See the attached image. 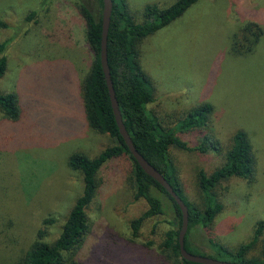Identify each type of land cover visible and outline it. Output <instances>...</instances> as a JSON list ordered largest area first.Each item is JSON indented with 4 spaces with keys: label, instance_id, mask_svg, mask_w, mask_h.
I'll use <instances>...</instances> for the list:
<instances>
[{
    "label": "rangeland",
    "instance_id": "rangeland-1",
    "mask_svg": "<svg viewBox=\"0 0 264 264\" xmlns=\"http://www.w3.org/2000/svg\"><path fill=\"white\" fill-rule=\"evenodd\" d=\"M136 21L148 4L166 7L175 0H126ZM85 4L96 17L98 0H0V42L6 70L0 93L14 94L20 117L10 120L0 107V264H14L44 228L53 242L83 188L82 173L68 166L69 156L96 157L115 143L88 126L83 81L93 53L80 14ZM261 28L253 51L233 53L245 24ZM141 65L153 86L147 105L161 126L176 128L186 112L212 105L202 134H176L190 146L205 137L216 146L203 154L177 146L169 155L181 190L203 206L199 171L221 167L233 134L244 131L255 164L249 178L233 176L212 189L222 203L208 229L188 233L194 254L215 255L208 239L235 250L252 239L264 222V0H197L181 16L139 45ZM243 50V49H241ZM97 192L86 209L89 231L75 250L76 264H180L166 247V232L175 228V208L166 194L155 191L164 213L148 217L133 236L131 221L146 209L135 199L133 162L123 154L108 159L97 175ZM53 218L51 224H43ZM208 230V231H207ZM264 227L247 258H261Z\"/></svg>",
    "mask_w": 264,
    "mask_h": 264
},
{
    "label": "trees",
    "instance_id": "trees-1",
    "mask_svg": "<svg viewBox=\"0 0 264 264\" xmlns=\"http://www.w3.org/2000/svg\"><path fill=\"white\" fill-rule=\"evenodd\" d=\"M103 7L102 0H98ZM197 0H175L172 4L162 7L159 4H148L142 12V21H136L129 11L126 0H112V12L107 36V58L113 88L121 111L123 123L134 146L144 158L158 169L170 182L188 207V229L185 235V248L191 252L188 233L191 228L201 226L209 230V225L221 211L222 203L217 199L212 189L220 181L240 176L249 178L254 170L255 158L252 144L248 135L238 130L233 134L232 145L226 152L224 163L207 175L199 171V188L203 195V206L200 208L190 202L181 190L176 168L170 158L169 150L172 146L205 153L210 146H216L212 140H200L192 146L180 138L176 132L188 134H202L200 129L206 126L208 113L211 112L210 103H202L190 109L180 119L176 128L165 129L157 117L147 107L153 101L152 83L142 68L140 60V42L147 36L167 26L181 16ZM80 14L86 26V40L93 53L91 69L83 81V106L88 126L99 133L108 134L115 143L105 147L96 157L90 158L83 152H74L69 156L68 166L82 173L83 188L69 210L60 232L51 243L45 240L48 235L44 228H39L35 239L17 258L14 264H76L75 250L84 241L89 231L86 213L98 188L96 175L108 159L128 155L133 162V180L135 183V199H144L147 209L131 221L133 236H136L144 219L164 213L161 199L155 191L162 192L172 201L175 208V228L166 232L165 245L173 254L180 258V264H200L183 259L179 252L178 232L181 227V211L169 193L132 157L117 126L105 76L100 63L101 45V15L96 17L83 3L80 4ZM242 42L237 35L231 40L233 53L245 54L253 51L254 45L261 36V28L253 22L245 24ZM8 41L0 42V53L4 52ZM243 49V50H241ZM7 59L0 57V76L4 74ZM0 107L12 121L20 117V106L14 94L0 93ZM53 218H47L43 224H51ZM264 227L263 221H258L250 241L240 244L235 250L208 239L210 246L216 248V254L209 257L232 262H263L264 240L261 258H247L248 251L255 245ZM207 230V231H208Z\"/></svg>",
    "mask_w": 264,
    "mask_h": 264
},
{
    "label": "water",
    "instance_id": "water-1",
    "mask_svg": "<svg viewBox=\"0 0 264 264\" xmlns=\"http://www.w3.org/2000/svg\"><path fill=\"white\" fill-rule=\"evenodd\" d=\"M102 2H103V7L101 13L102 29H101V45H100V63L105 76L113 114L117 126L119 128V132L124 142L126 143L134 160L141 166V168L148 175H150L153 179H155L169 193V195L173 198V200L176 202V204L178 205L181 211L182 214L181 227L178 232V245H179V252L181 257L187 261L200 263V264H264L263 262L246 263V262H232V261L217 259L202 254L191 253L185 248L184 241L188 229V207L181 198V196L179 195L178 191L173 188V186L164 177V175L153 165H151L141 153H139V151L134 146V143L123 123L121 111L118 106L117 98L115 95L113 83L110 76V70H109L108 58H107V36H108V29L110 24L113 2L112 0H102Z\"/></svg>",
    "mask_w": 264,
    "mask_h": 264
}]
</instances>
